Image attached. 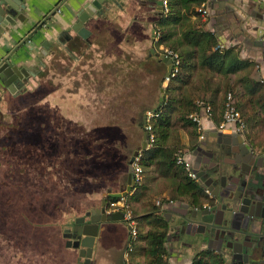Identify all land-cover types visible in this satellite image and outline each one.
Instances as JSON below:
<instances>
[{
  "label": "rangeland",
  "instance_id": "374dc122",
  "mask_svg": "<svg viewBox=\"0 0 264 264\" xmlns=\"http://www.w3.org/2000/svg\"><path fill=\"white\" fill-rule=\"evenodd\" d=\"M173 31H177L176 27L173 28ZM178 36L179 34H175L170 40L177 39ZM92 61H96V58H92ZM150 63L155 64L154 61H149L144 67H150ZM156 66L154 76L150 72L149 80L144 86L123 88V93L131 88L133 93L136 90L137 93L132 97H124V101L120 102L121 106L126 104L128 109L135 106H139V109L144 106L156 108L161 104L162 88L165 91V100L169 81L166 80L165 85H162V82L166 76V69L164 66ZM83 70H89V65H83V57L75 64L68 62L66 58L63 63L49 60L44 71L32 82V86L26 93L16 99L7 100L5 103L4 112H7V119L0 122V139L9 143V146L6 153L0 149V176H9L10 179L7 177L0 179V194H2V190H6L13 197L9 205L0 195V227L4 230V232L0 230V245L3 246L0 257L5 255L6 258H10L8 242L10 243L11 240L16 244L20 243V249L23 251L15 248L14 253L12 252L11 259L14 256L16 261L21 257L19 260L23 261L25 258L28 263L33 264L36 258L40 260V257L43 256L42 264H47V261L56 264H68L72 261L69 264H78L77 249L67 245L63 230L69 226L71 219L79 218L92 207L94 192L89 191L90 188L93 189L94 184L99 187L103 186V182L106 183L108 180L109 184H112L111 181L114 180L120 165L118 151H115L119 148L116 145L117 142L116 144L112 143V138H108V136L102 140V136L98 135L100 131L111 124L115 125L120 119L109 117L104 119L103 116L100 118L99 116L105 112L102 110L105 104L91 103V108H87L86 114L82 112L83 103L71 104L69 109L71 112H75L76 116L70 121V116L74 114H69V119L67 117L66 94L70 93V88H74L73 81L83 78ZM139 73L137 75L139 79L141 75H146L144 71ZM244 75L256 78L255 66L237 74H231L229 77L199 69L194 73L191 84L183 86V90L181 88L172 90L173 94L168 95L178 98L187 96L193 98L195 102L199 99L212 98L214 100V119L218 117L221 123L225 97L227 92L232 91L245 120L244 134L252 139V142L264 143V112L244 94L240 81V77ZM128 77L133 80L134 75L128 73ZM208 82L211 84L208 85ZM173 86L180 85L174 83ZM80 88V92H86V87L81 86ZM206 88V94H203V89ZM218 89L220 90L215 92ZM90 91L98 94L97 89ZM56 101H59L58 104ZM106 105L107 112L113 117L118 105L114 103ZM56 106L59 108L58 112L55 109ZM8 111L11 113L8 114ZM195 111L189 113V118ZM117 115L125 118L121 113H117ZM134 121L135 119L130 124V121L126 120L124 124V129L130 136H134ZM70 123L71 125H69ZM119 123L122 124V120H119ZM9 127L11 130L7 133ZM111 127L113 129L114 126ZM196 127L202 135L204 129L200 130L197 124ZM117 130H114L115 134ZM192 130H194V126L183 125L180 122L171 128L168 143L170 146L178 148L179 155L188 153ZM118 139L116 138V141ZM18 140L22 142L19 147ZM104 141H108L107 148ZM14 148L13 153L11 151ZM144 170V179L141 183L145 189L139 199L143 202L139 205L132 203L128 198L132 192L120 199L122 203L125 202L131 206L135 216L147 213L152 209V205H158L161 200H166L159 204L161 209L165 210L166 208L163 207L168 204V199H172L174 193H177L171 181L159 176L155 167L144 168ZM23 171L25 172L21 173ZM19 194L20 203L18 201ZM181 199L177 198L174 201L177 202ZM19 205H21V212L23 210L25 212V221L24 216L18 214ZM6 208L10 209L4 211L3 209ZM158 211L163 213L160 209ZM138 228L144 233L143 225ZM8 235H10L9 238ZM24 235L25 239H23ZM123 238L121 237V239ZM139 246L135 254L131 256L130 264H145L146 257L143 249L145 243L143 242ZM227 262L229 261L227 260Z\"/></svg>",
  "mask_w": 264,
  "mask_h": 264
},
{
  "label": "crops",
  "instance_id": "0c3cea01",
  "mask_svg": "<svg viewBox=\"0 0 264 264\" xmlns=\"http://www.w3.org/2000/svg\"><path fill=\"white\" fill-rule=\"evenodd\" d=\"M92 1L26 0L24 21L17 20L16 27L0 37V63L10 60L12 64L24 68L30 75L29 82L31 83L44 71V67L49 60L63 63L66 58L68 62L75 64L83 57V65H89V70H83V78L73 81L74 88H70V93L66 94V114L68 119L69 114H74L70 116L69 121L76 116L75 112H71L69 109L71 104L83 103L84 109L82 112L84 114L87 113V108H91V103L120 104V102L124 101V97H132L133 94L137 93V90L133 93L132 88L129 89L131 91L128 90L123 93L124 87L144 86L149 80V73L152 72L154 76L156 65L164 66L166 69L165 74L168 71V65L161 57L163 55L162 46H166V44L159 43L162 37V28L159 22L165 13L160 1L101 0L103 1V7L98 9L95 15L91 16L84 24L85 28L90 32L89 36L85 38L76 32L73 27L76 26L79 20L78 15L83 8ZM206 1L209 13L206 16H201L200 20L192 16V21L202 23L200 24L202 28L214 32L221 46L225 48L235 47L242 59H248L255 63L256 78L264 81V0ZM174 27L179 29V25H174ZM92 58H96V61H92ZM149 61H154L155 64L150 63V67L147 66L145 68L144 65ZM140 71L146 72V75H141L139 79L137 75L140 74ZM158 71L161 70L158 69ZM128 73L134 75L133 80L128 79ZM10 77L11 75L6 76L8 81L11 79ZM165 83L166 80L162 82V85H165ZM12 86L16 90L15 86ZM81 86L86 87L85 93L79 91ZM89 89H97L98 94L92 93ZM6 96L7 98L10 97L8 100L16 99L10 93H7ZM3 101L2 114L5 107V100ZM58 102L56 101L57 104ZM105 105H103L102 109L105 111L104 114L99 116L100 118L103 116L102 118L104 119L111 117V114L107 112V105ZM56 107L55 109L58 112L59 108L58 106ZM156 108L154 107L150 110ZM116 110L114 111V117L118 116ZM137 111L138 107L136 106L134 107V113H132V108L126 109L125 107L126 114L123 116L133 121L137 116ZM10 113L8 111V114ZM3 115H1L0 121L7 119V116L3 118ZM217 126L218 123L214 121V115L213 119L204 118L203 134L219 129ZM7 133H9V129ZM57 134L59 133L57 132ZM246 137L248 138L247 135ZM249 140L252 141V139ZM17 142L19 147L22 142L19 140ZM8 146L9 143H5L0 139V149L3 152L6 153ZM185 156L187 158L189 154L186 153ZM121 168L113 180L117 183L114 191H121V187L127 180L128 165ZM19 174L20 172L18 176ZM6 177L10 179L9 176ZM6 177L0 176V179H5ZM19 182L21 181L19 180ZM108 188L111 187L106 185L99 187L97 184H94L93 189L90 188L89 191L94 192L90 209L100 206ZM0 195L10 205L12 194L2 190ZM18 201L19 203L21 202L20 194ZM108 201L110 202L109 212H122L114 208L115 206L113 205L116 202H121L120 199L114 202ZM131 202L139 205L143 201L132 200ZM20 206L18 214H22L23 217L25 212L24 210L21 212ZM168 206L166 205L163 208ZM8 209L10 208L3 210L6 211ZM160 210L164 212L163 209L160 208ZM147 214H149V211L140 214V216ZM140 221L138 227L143 225L144 233L147 232L150 229L148 221L146 219H140ZM174 225L175 223L173 222L169 223V234L166 243L169 251V260L172 264H191L195 253L200 251V249L202 250L203 247L177 244V231H175ZM0 230L4 232L1 227ZM9 237L10 235H8ZM121 237L124 238L121 239ZM132 241L130 240L129 227L125 220L101 222L90 264H130L132 252L134 253ZM143 242L139 241V245ZM8 244L10 258H6L3 255L0 257V264H31L25 258L23 261L19 260L21 257L18 258V261L14 260L13 257L11 259L13 242L10 240ZM2 247L0 245V252ZM76 251L78 252V250ZM42 259L43 256L40 257V260L36 258L33 264H42ZM75 260H77L76 257ZM50 262L52 261H47V264H56ZM71 262H68V264ZM78 264L86 263L83 261L78 262Z\"/></svg>",
  "mask_w": 264,
  "mask_h": 264
},
{
  "label": "trees",
  "instance_id": "16d2710c",
  "mask_svg": "<svg viewBox=\"0 0 264 264\" xmlns=\"http://www.w3.org/2000/svg\"><path fill=\"white\" fill-rule=\"evenodd\" d=\"M205 1L206 0H169V11L164 13L159 22V25L162 28V37L160 38L159 43H164L167 47L178 52L181 61L178 72L169 80L164 102L156 115L152 118L156 139L148 149L142 151L141 164L145 169L155 167L159 176L171 181V184L175 187L174 189H176L177 193H174L172 199H168V202L174 201V199L177 198L181 199L186 195L191 197L197 196L200 199L203 196L200 185L189 176L185 164L178 162V148H174V146H170L168 143L171 135V128L180 122L183 125L194 126L188 147L191 148L194 145L195 139H198L200 133L197 130L196 123L193 122L192 118H189V113L198 110L197 101L195 102L193 98L187 96H185V98H178L177 96L168 94H173L171 93L172 90L180 88L183 90V86L191 84L194 73L199 69H204L211 74L215 73L229 77L231 74H237L241 70L251 69L255 65V63L248 59H242L235 47H222L214 32L202 28V26H200L202 23L192 21V16L197 17L198 20L203 16L202 13L198 11V8ZM174 25H179V29H177L176 32L173 31ZM175 34H179L178 38L170 40ZM164 80H166V76ZM240 81L243 85L244 94L264 112V89H262L264 87V81L253 78L251 75L240 77ZM174 83H177L180 86L175 87L173 86ZM207 84L210 85L211 83L209 84L208 82ZM206 90L207 88L203 89V94H206ZM219 90L220 89L215 90V92ZM202 100H205L213 106L214 100L212 98ZM234 101L239 109L235 95ZM117 105V113L123 115L126 114V104H123L125 106H121L120 104ZM132 109L134 111V108ZM150 109L151 108L145 106L139 109L138 106L137 116L134 121V136H130L127 133V130L124 129L126 120H129L130 124H132L133 121L129 118H120L119 116H113L110 118H120L119 120H122V124L117 120L115 125L111 124V126H114L113 129L111 126H107V128L100 131V134H98L99 136H102V140L108 136V138H112V143L116 144L117 142L116 145L119 148L116 149L115 147V151H118L119 164L123 167L128 165L133 153L140 149L143 144L144 132L146 129L141 123L145 120L146 112ZM214 121L218 124L220 123L218 117H216ZM116 129L118 130L115 134L114 130ZM116 138H119L118 141H116ZM104 142L106 146L108 141ZM131 144L133 145L131 146ZM120 165L118 171H120V168L122 167ZM118 171L117 174L119 173ZM109 183L110 181L108 183L103 182V185L111 187L114 191L117 183L115 181H111L112 184ZM144 189L145 186L142 183L138 184L134 189L135 191L133 194L130 196L128 195L130 201L139 200L143 195ZM107 199L111 202L117 200L116 198L111 197H107ZM165 201L166 200H161L159 204ZM159 204L152 205L149 214L139 217L140 219H146L151 228L145 233L138 228L137 239L132 241L134 246V253L132 252V256L137 251V248L140 247L139 241H144L145 246L143 249L146 257L145 264H172L169 260V251L166 245L169 234V222L162 213L158 212L161 208ZM74 219L75 218L71 219L70 223H73ZM191 264L233 263L227 262L221 254L216 253L213 250L204 249L195 253Z\"/></svg>",
  "mask_w": 264,
  "mask_h": 264
},
{
  "label": "flooded vegetation",
  "instance_id": "af4514ba",
  "mask_svg": "<svg viewBox=\"0 0 264 264\" xmlns=\"http://www.w3.org/2000/svg\"><path fill=\"white\" fill-rule=\"evenodd\" d=\"M6 76L3 75V80L0 78V117L4 114L3 118L7 115L6 112H1L3 100L6 103L10 99L6 94L19 97L32 86L28 77L24 80L25 85L14 84V90L12 84H6ZM144 123L145 120L142 125ZM8 129L10 132V127ZM14 150L15 148L11 152L14 153ZM188 154L187 159L195 172L192 179L200 185L203 196L200 199L186 195L180 201H172L168 209L163 210L166 212L162 214L168 222L175 223L176 243L202 246V250L216 251L233 264H264V236L260 240L254 238L248 226L249 218H253L264 227V143L252 142L246 134L240 132H223L217 129L195 139L194 145L188 149ZM221 183L224 187H221ZM245 185L254 190L260 201H256L255 205L246 202L243 205L245 212L236 209L228 213L227 205L234 203V199ZM85 215L86 213L79 217ZM139 216H135L138 225ZM213 221L218 223L214 228L206 227L207 222ZM125 222L130 233V226L126 220ZM71 226L70 223L68 227ZM64 240L67 241L66 238ZM20 246V243L13 242V253L15 248L23 252Z\"/></svg>",
  "mask_w": 264,
  "mask_h": 264
},
{
  "label": "water",
  "instance_id": "95a60500",
  "mask_svg": "<svg viewBox=\"0 0 264 264\" xmlns=\"http://www.w3.org/2000/svg\"><path fill=\"white\" fill-rule=\"evenodd\" d=\"M25 1L26 0H0V37H2L3 34L8 33L10 30H13V28L17 25V20L24 21L23 16L24 11L26 10ZM158 1H160V4L162 6V0H156V2ZM102 3L103 1L101 0H93L89 5L85 6L82 12L78 15L79 20L76 23V26H74L73 28L81 36L85 38L89 36L90 32L85 28L84 24L91 16L95 15L98 9H101L103 7ZM161 57L163 61L168 65L166 78H169L171 77V73L173 70L172 60L165 55H162ZM4 73L6 75H11V79L6 84L9 83L12 85L20 83L21 86H23L25 85L24 80H27V78L30 76L24 68H20L12 64L10 60L2 64L0 63L1 79L3 75H5ZM164 95L165 91L162 88L160 99L161 104L164 101ZM161 104L156 109H154V112H157L160 109ZM146 149H148L147 132L144 133V140L141 149L134 152L132 158L128 163L127 180L126 183L121 187V191H113L112 188H108L100 206L90 209L85 216H81L77 219L75 218L72 226L64 230L63 235L64 238L67 239V245L78 250V262L85 261L86 264H90L94 252L95 241L99 235L101 222L124 220V214L122 212L108 211L110 202L108 201L107 197L116 198L117 200H119L123 197H126L128 193L132 192V190L136 187L133 176V163L140 152ZM220 185L221 187H224L223 183H221ZM234 200V203L227 205L229 210L228 213L233 212L236 209H241L242 212H245V210L243 209V205L246 202L255 205L256 201H260L254 193V190H252V188L248 185H245L243 187L242 192L239 193ZM224 218L225 215L223 211V219ZM248 222L251 235L254 238H258L260 240L261 237L264 236L263 225L255 221V219L253 218H249ZM217 224V221H213L212 223L207 222L205 225L206 227L208 226L209 228H214Z\"/></svg>",
  "mask_w": 264,
  "mask_h": 264
},
{
  "label": "built area",
  "instance_id": "2783aa9c",
  "mask_svg": "<svg viewBox=\"0 0 264 264\" xmlns=\"http://www.w3.org/2000/svg\"><path fill=\"white\" fill-rule=\"evenodd\" d=\"M162 7H163L164 12H168L169 11V0H162ZM198 11L201 12L202 15L204 16H206L209 13L208 8H207V1H205L198 8ZM162 53L163 55L169 57L172 60L173 70L171 73V77L175 76V74L178 72L180 61H181L179 53L175 52L173 49L167 46H162ZM171 77L166 78V80L169 81ZM197 106H198V110L193 112L190 115V117L192 118L193 122H195L198 125V128L202 130L203 129V119L204 118L213 119L214 109L210 103L202 99L197 100ZM156 113L157 112H154V110H149L146 112V115H145L144 126L146 129V132L148 133V148L154 143L156 139V135L154 133L153 124H152V118L156 115ZM244 127H245V120L243 118V115L235 104L233 93L229 91L226 95L223 119L219 125V129L221 131H233V132L244 133L245 132ZM141 155H142V152H140V154L135 158V161L133 163V167H134L133 176H134L136 186L143 181L144 173H145L144 167L141 164ZM177 159L179 163L185 164V167H186V170L189 176L191 178H194L195 172L192 170L191 162L186 158L185 154L178 155ZM172 203H173L172 201H169L168 204L166 205H170ZM113 205L115 206L114 208L123 212L125 220L130 226L131 240H136L138 236V223L135 220L133 209L131 208L130 205L126 204L125 202L124 203L116 202Z\"/></svg>",
  "mask_w": 264,
  "mask_h": 264
}]
</instances>
